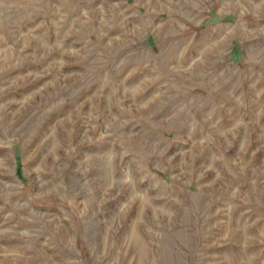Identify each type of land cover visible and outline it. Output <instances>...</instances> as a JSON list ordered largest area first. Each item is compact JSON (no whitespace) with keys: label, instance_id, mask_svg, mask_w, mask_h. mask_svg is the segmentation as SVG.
I'll return each instance as SVG.
<instances>
[{"label":"rangeland","instance_id":"1","mask_svg":"<svg viewBox=\"0 0 264 264\" xmlns=\"http://www.w3.org/2000/svg\"><path fill=\"white\" fill-rule=\"evenodd\" d=\"M0 264H264V0H0Z\"/></svg>","mask_w":264,"mask_h":264}]
</instances>
